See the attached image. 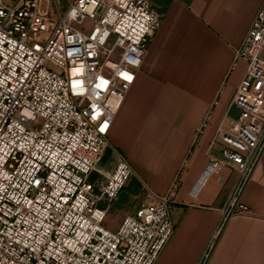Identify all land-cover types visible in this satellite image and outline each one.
Wrapping results in <instances>:
<instances>
[{"label": "built area", "instance_id": "2783aa9c", "mask_svg": "<svg viewBox=\"0 0 264 264\" xmlns=\"http://www.w3.org/2000/svg\"><path fill=\"white\" fill-rule=\"evenodd\" d=\"M150 0H0V264H155L174 231L173 189L102 225L134 171L108 132L161 23ZM246 67L204 176L245 182L264 150V0L235 59ZM130 77V79H129ZM239 184L227 202L245 213Z\"/></svg>", "mask_w": 264, "mask_h": 264}, {"label": "crops", "instance_id": "0c3cea01", "mask_svg": "<svg viewBox=\"0 0 264 264\" xmlns=\"http://www.w3.org/2000/svg\"><path fill=\"white\" fill-rule=\"evenodd\" d=\"M261 2L150 0L161 23L112 120L105 169L115 152L134 171L122 220L173 189L174 231L155 264H264V150L245 182L228 166L204 176L220 156L217 127L238 114L232 98L246 62L235 49ZM239 184L246 212L230 214Z\"/></svg>", "mask_w": 264, "mask_h": 264}, {"label": "rangeland", "instance_id": "374dc122", "mask_svg": "<svg viewBox=\"0 0 264 264\" xmlns=\"http://www.w3.org/2000/svg\"><path fill=\"white\" fill-rule=\"evenodd\" d=\"M63 6L65 5V0H60ZM108 161L106 155L103 156L101 164L104 165ZM127 190L122 189L120 195L116 200L112 201L111 204L107 207V214L102 222V225L108 229L116 230L122 220L123 213L127 207Z\"/></svg>", "mask_w": 264, "mask_h": 264}, {"label": "trees", "instance_id": "16d2710c", "mask_svg": "<svg viewBox=\"0 0 264 264\" xmlns=\"http://www.w3.org/2000/svg\"><path fill=\"white\" fill-rule=\"evenodd\" d=\"M109 153V149L106 150L105 155L107 156Z\"/></svg>", "mask_w": 264, "mask_h": 264}, {"label": "snow or ice", "instance_id": "6c2138e0", "mask_svg": "<svg viewBox=\"0 0 264 264\" xmlns=\"http://www.w3.org/2000/svg\"><path fill=\"white\" fill-rule=\"evenodd\" d=\"M129 79H130V77H129Z\"/></svg>", "mask_w": 264, "mask_h": 264}]
</instances>
